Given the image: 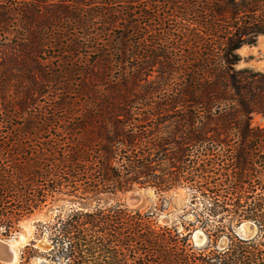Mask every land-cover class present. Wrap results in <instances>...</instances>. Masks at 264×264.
Listing matches in <instances>:
<instances>
[{
	"label": "trees",
	"instance_id": "16d2710c",
	"mask_svg": "<svg viewBox=\"0 0 264 264\" xmlns=\"http://www.w3.org/2000/svg\"><path fill=\"white\" fill-rule=\"evenodd\" d=\"M262 36L264 0H0L1 235L59 195L188 187L205 203L187 234L121 203L73 209L47 260L264 264V72L236 68Z\"/></svg>",
	"mask_w": 264,
	"mask_h": 264
},
{
	"label": "rangeland",
	"instance_id": "374dc122",
	"mask_svg": "<svg viewBox=\"0 0 264 264\" xmlns=\"http://www.w3.org/2000/svg\"><path fill=\"white\" fill-rule=\"evenodd\" d=\"M237 54L240 56V63L237 69L252 68L255 71L264 72V37H260L256 44L243 46ZM253 125L264 126V117L254 115ZM137 192L141 199L137 203L130 200L131 193ZM194 190L188 187H179L167 193H160L154 188H135L125 194L101 195L100 201H83L84 206L73 197L66 195L57 196L54 201L49 202L42 211L36 212L29 218L22 219L16 225L15 230L10 236L5 237L0 233V239L8 241L11 244L17 243L15 248L18 254V261L15 264H39L40 261H47V253L52 248L48 226L56 223L57 218L69 212L70 210H95L96 207L109 206L111 204L121 203L131 209H140L142 211H151L155 213V219L161 226H175L178 230L187 234L184 223L196 220V213L202 210L205 201L198 200L192 204ZM197 207V209L195 208ZM85 209V210H86ZM245 233H251L250 228L245 229ZM4 231L0 228V232ZM199 232L195 237V233ZM246 233V234H247ZM21 238H24L22 240ZM23 241V242H22ZM189 243L198 248L205 247L208 238L205 231L196 225L190 236ZM227 243V239L219 241V246ZM0 264H4L1 263Z\"/></svg>",
	"mask_w": 264,
	"mask_h": 264
},
{
	"label": "water",
	"instance_id": "95a60500",
	"mask_svg": "<svg viewBox=\"0 0 264 264\" xmlns=\"http://www.w3.org/2000/svg\"><path fill=\"white\" fill-rule=\"evenodd\" d=\"M141 199L137 192L131 193L130 200L132 203H137ZM10 242L0 239V262L4 264H13L15 251L10 246ZM39 264H51L48 260H42Z\"/></svg>",
	"mask_w": 264,
	"mask_h": 264
},
{
	"label": "bare ground",
	"instance_id": "6f19581e",
	"mask_svg": "<svg viewBox=\"0 0 264 264\" xmlns=\"http://www.w3.org/2000/svg\"><path fill=\"white\" fill-rule=\"evenodd\" d=\"M199 232H196L195 233V237L197 236V234H198ZM22 240H24V238H21ZM23 242V241H22ZM17 245H18V242L17 243H12V244H10V246L12 247V249L15 251V258H14V262H13V264H15L17 261H18V254H17V251L15 250V248L17 247ZM18 248V247H17Z\"/></svg>",
	"mask_w": 264,
	"mask_h": 264
}]
</instances>
